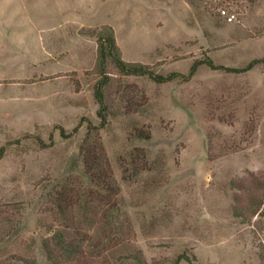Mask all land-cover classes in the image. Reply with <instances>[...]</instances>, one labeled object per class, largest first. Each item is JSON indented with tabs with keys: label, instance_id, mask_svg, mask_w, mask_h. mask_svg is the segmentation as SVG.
I'll return each mask as SVG.
<instances>
[{
	"label": "rangeland",
	"instance_id": "1",
	"mask_svg": "<svg viewBox=\"0 0 264 264\" xmlns=\"http://www.w3.org/2000/svg\"><path fill=\"white\" fill-rule=\"evenodd\" d=\"M262 59L264 0H0V264H264Z\"/></svg>",
	"mask_w": 264,
	"mask_h": 264
},
{
	"label": "trees",
	"instance_id": "2",
	"mask_svg": "<svg viewBox=\"0 0 264 264\" xmlns=\"http://www.w3.org/2000/svg\"><path fill=\"white\" fill-rule=\"evenodd\" d=\"M98 41V57L101 60H105L106 58L112 59V62L116 65V67L125 75H137V76H143V75H149L154 81L157 82H163L165 80H169V78H164L160 75H154L150 68L147 65L141 64V63H130L125 62L120 57V52L118 50V47L115 43L114 36L111 32L107 34H101L100 36H97ZM257 62H264V59L258 61L253 60L243 71L249 70L253 67V65ZM209 67L213 69H224L231 72H236L237 69H229L225 67H215L212 63V61H206L204 62ZM197 63L193 65V69L195 68ZM192 69V70H193ZM94 96L98 100L100 109L97 112V115L101 118V124H105L106 117L103 115V110H105V105H103L102 99V93L101 90L95 89ZM148 138V136L146 137ZM100 151L88 149L85 146L81 147V156L84 166V172L87 175L90 183L94 185L95 187H98L101 190L110 191L112 190V174L110 171L109 164L107 162L106 156L104 154V151L101 148H99ZM61 195L62 193H56L54 200L58 204V209H61L63 212V208H70L73 204L71 203H65L61 201ZM59 201L62 202L59 203ZM63 203H65L63 205ZM64 234L62 231H52L51 235V241H43V247L46 252L47 258L49 260L53 261L54 255L51 247V242L55 243L56 245L60 246L62 250L65 252H75V248L72 244L67 242L64 239Z\"/></svg>",
	"mask_w": 264,
	"mask_h": 264
},
{
	"label": "built area",
	"instance_id": "3",
	"mask_svg": "<svg viewBox=\"0 0 264 264\" xmlns=\"http://www.w3.org/2000/svg\"><path fill=\"white\" fill-rule=\"evenodd\" d=\"M223 13H225V12H223ZM232 19H233V16H228V17H227V20H228V21H232Z\"/></svg>",
	"mask_w": 264,
	"mask_h": 264
}]
</instances>
